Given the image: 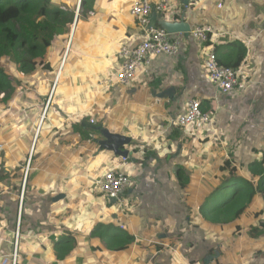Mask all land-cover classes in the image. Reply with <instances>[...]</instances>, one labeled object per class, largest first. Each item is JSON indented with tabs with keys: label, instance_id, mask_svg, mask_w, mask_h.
<instances>
[{
	"label": "crops",
	"instance_id": "crops-1",
	"mask_svg": "<svg viewBox=\"0 0 264 264\" xmlns=\"http://www.w3.org/2000/svg\"><path fill=\"white\" fill-rule=\"evenodd\" d=\"M133 1L52 0L71 22L44 31L24 69L8 61L0 264L15 250V264H264V198L256 196L237 225L211 224L196 198L224 160L246 163L264 150V29L253 24L264 0H170L168 10L153 9L158 26L186 8L184 20L210 27L212 43L173 34L181 39L175 55L152 56L121 84L119 50L138 45L144 32L129 14ZM232 40L247 47L242 89L223 94L203 57L210 48L225 57ZM189 99L211 126H177ZM94 126L129 137L126 162L99 148L104 137ZM110 170L128 178L115 202L97 184ZM114 228L133 237L131 248L119 249Z\"/></svg>",
	"mask_w": 264,
	"mask_h": 264
},
{
	"label": "trees",
	"instance_id": "trees-1",
	"mask_svg": "<svg viewBox=\"0 0 264 264\" xmlns=\"http://www.w3.org/2000/svg\"><path fill=\"white\" fill-rule=\"evenodd\" d=\"M10 9H15L16 14L6 19V12ZM71 20V17H64L52 0H0V93H3L0 108L6 96L5 90L11 86L8 61H13L18 69H24L31 64L27 51L34 50L33 43L44 38V31L53 33L57 26ZM211 39L212 36L208 35L206 43L211 45ZM23 43L29 47L20 52ZM228 45L227 54L218 57V62L237 69L245 62L247 47L238 40H232ZM208 183V190L196 195L200 215L213 225H237L255 197L264 198V150H253L252 158L246 163L234 164L231 159L224 160L218 174ZM109 234L124 240L119 249L131 248L133 237L130 234L115 228Z\"/></svg>",
	"mask_w": 264,
	"mask_h": 264
},
{
	"label": "built area",
	"instance_id": "built-area-1",
	"mask_svg": "<svg viewBox=\"0 0 264 264\" xmlns=\"http://www.w3.org/2000/svg\"><path fill=\"white\" fill-rule=\"evenodd\" d=\"M170 6V0H134L129 14L144 29L141 42L135 47L123 46L119 50V55L123 59L122 64L116 75V82L127 84L134 76L136 71L143 65L149 63L152 56L166 54L175 55L179 50L181 39L173 38L164 28L160 26L148 27L149 15L153 9L157 11H166ZM211 28L197 26L190 30L189 34L200 44L206 43ZM203 65L207 70L209 81L221 93L227 94L234 90L242 89V83H239V69L219 64L217 55L213 49L205 52ZM179 128L185 130L189 125L202 129L212 124V119L201 110L200 103L195 99H189L186 102V109L183 114L176 119ZM3 144L0 143V151ZM127 158L123 157V163ZM128 183L127 176L119 171H108L101 179L97 180L100 191L108 194L109 197L119 198L121 192ZM121 201V200H120ZM122 202V201H121ZM122 227V225H120ZM120 227V228H121ZM3 257L2 263L10 261L15 264L16 250L12 255Z\"/></svg>",
	"mask_w": 264,
	"mask_h": 264
},
{
	"label": "water",
	"instance_id": "water-1",
	"mask_svg": "<svg viewBox=\"0 0 264 264\" xmlns=\"http://www.w3.org/2000/svg\"><path fill=\"white\" fill-rule=\"evenodd\" d=\"M183 3L187 5V0H183ZM186 8L183 10L182 14L180 15L179 20H168V19H163L157 22L158 26L164 28L169 34H176V33H182L184 35H188L191 27L188 22L184 20V13H185ZM255 11L257 14L262 15V19L257 22L253 23L254 26L260 30L264 29V4L262 5H257L255 7ZM153 13H151L149 22H148V27H153L155 26V15L153 17ZM94 129L97 131H100L101 134L103 135V139L98 141L99 148L100 149H106L109 151H112L114 154L121 156V157H129L130 152L127 149H121V146L125 143H128L129 137L124 136L119 133H113L109 131L108 129L101 128L99 126H94ZM111 201L115 202L116 198L112 197L110 198Z\"/></svg>",
	"mask_w": 264,
	"mask_h": 264
},
{
	"label": "rangeland",
	"instance_id": "rangeland-1",
	"mask_svg": "<svg viewBox=\"0 0 264 264\" xmlns=\"http://www.w3.org/2000/svg\"><path fill=\"white\" fill-rule=\"evenodd\" d=\"M15 14H16V10L15 9H10V10H8L6 12L5 18L6 19L12 18V17L15 16ZM5 64H6V62H5Z\"/></svg>",
	"mask_w": 264,
	"mask_h": 264
}]
</instances>
